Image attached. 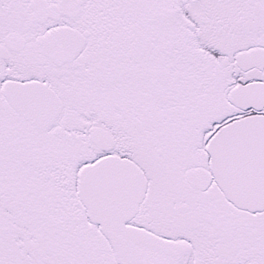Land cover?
<instances>
[{"label": "snow or ice", "instance_id": "snow-or-ice-1", "mask_svg": "<svg viewBox=\"0 0 264 264\" xmlns=\"http://www.w3.org/2000/svg\"><path fill=\"white\" fill-rule=\"evenodd\" d=\"M0 264H264V0H0Z\"/></svg>", "mask_w": 264, "mask_h": 264}]
</instances>
